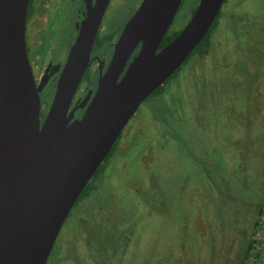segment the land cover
<instances>
[{
	"label": "rangeland",
	"instance_id": "rangeland-1",
	"mask_svg": "<svg viewBox=\"0 0 264 264\" xmlns=\"http://www.w3.org/2000/svg\"><path fill=\"white\" fill-rule=\"evenodd\" d=\"M139 2L112 0L105 19ZM199 2L183 0L173 27H186ZM67 16L66 34L53 50L64 58L80 21L79 13ZM217 23L206 77L186 63L169 81L179 84L181 106L165 114L143 103L109 161L110 206L131 236L129 254L122 250L111 264H237L250 243L247 263L264 264V0H227ZM45 92L46 113L55 93L52 85ZM171 92L164 89L165 97ZM67 227L50 264L65 262L60 243ZM84 245L76 247L75 264H105L87 262Z\"/></svg>",
	"mask_w": 264,
	"mask_h": 264
},
{
	"label": "water",
	"instance_id": "water-1",
	"mask_svg": "<svg viewBox=\"0 0 264 264\" xmlns=\"http://www.w3.org/2000/svg\"><path fill=\"white\" fill-rule=\"evenodd\" d=\"M86 2L41 122L49 79L37 85L28 58L29 0H0V264H47L67 217L131 118L207 36L225 0H200L187 26L161 50L183 0H144L89 106L72 121L69 109L110 0Z\"/></svg>",
	"mask_w": 264,
	"mask_h": 264
},
{
	"label": "flooded vegetation",
	"instance_id": "flooded-vegetation-1",
	"mask_svg": "<svg viewBox=\"0 0 264 264\" xmlns=\"http://www.w3.org/2000/svg\"><path fill=\"white\" fill-rule=\"evenodd\" d=\"M143 1L144 0H140L136 7H132V11H129L125 15L124 11V13H122L118 19L113 18L106 20V13L110 4L112 3V0H110L102 18L100 29L93 46L89 68L87 69L83 77V80L73 98L72 104L69 109L68 115L73 114L72 121L80 118L89 106L98 88L99 78L103 73H105L111 62L114 55L115 46L119 41L126 24L139 10ZM226 1L227 0H225V2ZM92 3L94 5L96 3V0H92ZM78 5H80V8L77 11ZM196 9L197 7L194 9V12L196 11ZM73 12L79 13L80 21L78 23V26L74 27V31L72 30V41L69 45L68 51L66 52V57L64 58L63 56L53 52V50L59 47L60 37L66 34L67 29L62 28V25H65V18L67 19L69 17L67 15H72ZM86 13V0H29L26 29L28 58L37 85H40L44 78L47 77L49 79V82L41 96L42 104L44 93H46L45 91L50 85H52L54 93L56 92V87L60 78L61 71L65 66L70 48L75 40L76 34L79 31L80 24L84 19V15ZM220 14L221 11L216 21H218ZM235 20L236 18L233 19V21ZM174 21L166 36L169 33H177L179 35L185 28H174ZM240 21H242L243 28H251L250 26L252 24L249 21L244 19H240ZM216 24L217 27L218 23ZM115 26H117V28ZM216 27L214 28V30H216ZM162 44L159 50L165 47H162ZM141 48L142 45H139L133 56L128 61L127 67L125 68L124 72H126L127 68L134 60V57L138 55ZM214 51V37L211 33L209 38L204 43L203 47L197 53H192L187 61L183 64V66L188 63L187 66H191V69L195 70L198 68L197 75H199V78L201 77L203 79L206 77L203 66L205 65V61L208 59L209 55H212ZM181 68L179 69V71L181 70ZM179 71H177L176 73H178ZM174 77L175 76L173 75L170 80ZM170 80L166 81L167 84L165 83L164 86H162L160 93H157L155 95L153 94L151 97H149V100H146L149 104L150 109H152L154 112L160 111L165 114H170L171 108L173 110H177L181 106V101L184 99V97L181 96V91L177 88L179 84L174 85V83L169 82ZM211 81L216 82L220 81V79L213 78L211 79ZM167 87H171L172 97L169 98L173 99L165 97L164 89H167ZM173 87L176 93H173ZM179 96L181 98H178ZM43 112H45L44 106L41 111V122L45 120L48 111L46 110L45 117L42 116ZM159 118L163 120L162 116ZM127 131L129 130L127 129ZM139 131L140 130L137 131L138 134H140ZM123 133L125 132H122L121 136L114 144L110 153L108 154L102 165L99 167L100 171L96 172L92 180L89 182L88 185L90 187L88 189V192L83 196L81 194L62 227L63 229L65 225H68L67 232L69 234L68 237H65V239L61 238L62 242L60 243L62 247V253H64L65 256L63 257L65 260L64 264L68 262L75 264L74 262H77L75 254L77 253L76 247L79 242H83L85 244L84 246L86 247V250L84 254L86 255V261H91V263H95L96 261L101 260V263L111 264V262L109 261L110 257L114 258L116 255H122V250H126L127 254H129V251H127V249L129 247V242L131 241V236L129 235V232H127V228L124 225L125 221L122 219L121 214L118 212V210L110 206L113 200V196L111 180L107 179V176L109 174L107 172L109 161L112 156L115 155L116 151L121 148L122 145L120 144V141H122L123 139ZM128 134L129 132H126L125 135ZM136 137L137 136H135L134 138ZM125 147L126 146H124V148ZM117 170L118 169H115L114 173H116ZM156 190L162 193V190L160 188H156ZM73 228L74 230L70 231ZM76 228H80V234L76 233ZM59 237L60 234L58 238ZM55 245L47 264H50V261H52V259H54L56 255H60L55 251Z\"/></svg>",
	"mask_w": 264,
	"mask_h": 264
},
{
	"label": "trees",
	"instance_id": "trees-1",
	"mask_svg": "<svg viewBox=\"0 0 264 264\" xmlns=\"http://www.w3.org/2000/svg\"><path fill=\"white\" fill-rule=\"evenodd\" d=\"M217 23V21L214 23V25L212 26V28H211V30H210V32L207 34V36H206V38H204L203 39V41L199 44V46L195 49V51L193 52V54H195V53H197L202 47H203V45H204V43L206 42V40L209 38V36H210V34L212 33V31L214 30V28L216 27V24ZM178 34L176 33V34H172V33H169L167 36H166V38L164 39V41H163V44H162V47L163 46H166L167 44H169L176 36H177ZM179 71V70H178ZM177 74V73H176ZM176 74H174V76L176 75ZM173 77V76H172ZM171 77V78H172ZM170 80V79H169ZM161 89H162V87L161 88H159L155 93H154V95L155 94H157V93H160L161 92ZM45 115H46V113L45 112H43L42 113V116L43 117H45ZM100 170L98 169V171L97 172H99ZM89 185H88V187H86L85 188V190H84V192L82 193V196L83 195H85L87 192H88V189H89ZM261 213H263V208L261 209ZM260 213V214H261ZM256 225H258V222H256L255 223ZM253 243L251 244H249L248 245V247L245 249V253H243V254H241L240 256H239V260H238V263L237 264H248L247 263V261H248V259H251V257H250V255H251V250L253 249ZM257 256L258 255H256V257L255 258H257Z\"/></svg>",
	"mask_w": 264,
	"mask_h": 264
}]
</instances>
